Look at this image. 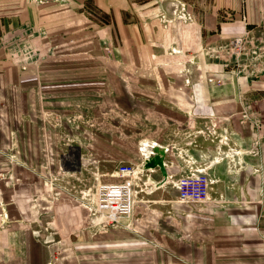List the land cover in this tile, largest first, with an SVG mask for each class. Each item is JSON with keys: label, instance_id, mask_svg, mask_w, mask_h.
Segmentation results:
<instances>
[{"label": "crops", "instance_id": "obj_1", "mask_svg": "<svg viewBox=\"0 0 264 264\" xmlns=\"http://www.w3.org/2000/svg\"><path fill=\"white\" fill-rule=\"evenodd\" d=\"M66 1L72 3L67 6L86 5L83 0ZM234 2L225 0L222 4L234 5ZM93 3L100 12L114 18V34L118 35L120 45L110 54L113 64L106 62L105 53L98 51L96 59L100 66L92 67L90 61L95 59V51L90 50L83 52L82 65L58 67L54 63L68 56L54 51L40 66L20 71L17 84L23 97L20 105L28 103L30 107L28 116H19L20 135L26 138L24 133L29 132L35 138L37 131H41L40 122L42 124L38 112L42 114L45 105H57L59 99H71L75 102L68 105L64 115L66 121L80 119V114L69 112L81 106L83 118L98 123L97 144L91 142L96 138L95 131L91 127L84 128V144L79 148L82 166L93 168L91 158L97 156L94 164L104 174L130 162L144 168L156 157L155 149L160 148L166 151L163 163L168 183H176L190 172L210 170L217 192L211 208L181 204L178 190L176 194L150 196L149 202L153 204H167L164 210L155 205L136 210L133 222H123L122 226L100 237L105 243L100 242L99 249L114 250L115 260L121 264H264V147L263 162H255L248 155L252 151L254 134L250 128L237 127L236 133L228 135L232 144L227 146L211 137L210 148L202 141V132H198V120L242 122L240 115L220 111V108L239 104L233 73H226V69L221 72L219 67L212 66L210 77L199 84L198 66L173 65L175 61L186 60L188 52L197 55L193 60L197 63L198 46L203 44L205 37L218 36L220 26L225 24L214 19L188 24L173 21L164 25L158 19H128L121 0H93ZM218 3L215 1L216 5ZM21 4L25 8V0H19L18 5L11 2L10 8L19 9ZM54 4L39 7L44 10ZM252 5L254 8L246 18V28L250 30L253 26L264 25V4L262 8H259L260 3ZM36 22L34 26L43 27ZM53 22L58 28L73 23L59 18ZM4 26H8L7 21ZM208 27L211 31H207ZM58 35L50 34L51 42ZM71 43L72 40L67 44ZM173 50L180 53L171 54ZM48 59H51L50 66ZM222 74H227L226 84H219ZM60 76L62 82L59 84ZM76 88L84 92L82 97H77ZM250 89L251 84L243 85V91ZM96 96L99 109L83 105ZM0 103L3 105L6 101L0 100ZM233 136L240 138L243 146L236 147ZM41 146L34 139V146L21 148V151L23 155L35 157L44 154ZM207 160L209 167L205 168ZM47 164L42 163L43 168ZM25 167L23 180H29L30 174L26 171L29 167ZM152 173L154 179L161 180L159 168L152 169ZM40 188L38 185L36 190ZM51 210L46 205L41 216L50 218ZM47 231L38 230V227L27 230L20 225L10 228L1 240L0 264H51L54 239L39 238L49 235Z\"/></svg>", "mask_w": 264, "mask_h": 264}, {"label": "rangeland", "instance_id": "obj_2", "mask_svg": "<svg viewBox=\"0 0 264 264\" xmlns=\"http://www.w3.org/2000/svg\"><path fill=\"white\" fill-rule=\"evenodd\" d=\"M83 1L85 7L79 8L75 5L67 6L72 3L66 0H25V8L21 4L19 9H12L10 3L18 5L19 0H0V100L6 101L3 105L0 103V246L2 249L1 240L13 226H26L27 230H35L38 227V230L47 229L49 234L39 236L40 239L45 240L47 237L54 239V257L51 264H121L115 260L114 250L99 249L100 242L105 243L100 237L122 226L123 222L128 220L133 222L134 213L131 218L123 220L120 224L109 226L102 221L93 202L99 184L120 181L116 175L117 169L107 171L106 174L97 170V165L94 164L97 156L91 158L93 168L86 164L82 166L79 160V148L84 144L82 137L84 128L91 127L95 131L96 138H92L91 142L97 144V121L83 118L81 106L69 112L80 114V119H76V122H72V119L66 121L64 115L69 108L68 105L75 101L59 99L57 105H45L42 114L38 112V115L42 116V124L40 122L41 131H37L39 133L35 138L29 132L24 133L26 138H23L19 131L21 121L19 116L30 114L28 103L20 105V98H23L17 86L20 71L40 66L54 51L68 56L54 63L58 67L82 65L83 61L80 58L90 50L95 51V59L90 61L92 67L100 66L96 59L98 51L105 53L104 60L113 64L109 58L110 54L120 45L118 35L114 34V18L108 13L100 12L93 0ZM215 1H219L218 5ZM222 1L225 2V0H121L128 19L142 17L158 19L164 25H170L173 21L188 24L195 20L205 22L216 19L225 24L223 27L220 26L218 36L214 38L207 36L202 41L203 44L198 46L197 63L193 61L197 55L188 52L186 60L178 63L175 61L173 65L189 68L198 66L199 84H204L210 77L212 66L219 67L221 72L226 69V73H233L239 104L233 108H220V111L240 115L242 122L198 120V132H202V141L210 148L211 137H215L213 140H217L222 146H227L232 144V139L228 135L236 133L237 127L240 129L244 127L246 130L250 128L254 134L251 139L252 151L248 155H251L255 162H263L264 25L253 26L250 30L249 27L246 28V18L249 16L248 12L251 13V8H254L252 4L260 3L259 8H262L264 0H232L235 1L234 5L222 4ZM51 3H55L51 8L42 10L39 7L46 5L49 7ZM58 18L71 20L73 23L67 27H54L56 23L53 20ZM6 21L7 27L4 26ZM35 21L43 27L34 26ZM222 29L224 32H221ZM207 31H211V28L208 27ZM50 34L54 36L59 34L54 38L56 42H51ZM70 40L73 43L67 44ZM178 53L180 52L173 50L171 54ZM50 60L48 59L47 63L49 66ZM85 64H88V61ZM14 70L17 71L15 74L10 72ZM226 77L227 74H222L219 84H226ZM61 78L62 76L57 80L59 84L62 82ZM11 83L14 86L10 87ZM247 84H251V91H243V85ZM76 89L77 97H82L81 94L84 92ZM83 105L92 107L93 110L99 109L98 96L93 98L92 102ZM34 139L42 144L44 154H37L35 157L23 155L21 148L34 146ZM233 140L236 147L243 146L240 138L233 136ZM46 162L48 164L43 168L42 163ZM207 162L208 166L205 165V168L209 167V160ZM237 164L239 165L238 162ZM24 165L29 167L26 169L30 174L29 180H23ZM127 165L143 170L135 162ZM143 171L136 179L135 211L146 210V207L153 205L164 210L163 207L167 204H153L149 202L152 200L149 197L176 194L177 187L171 182L165 183L167 179H163L161 170V180L165 184L154 179L150 169ZM200 174L206 175L211 181L208 199L203 203H183L179 198V202L211 208L214 203L213 195L217 192L216 185L211 180L210 170L190 172L184 177H195ZM159 181L161 185L156 184ZM38 185L41 188L36 190ZM46 205L52 209L50 218L41 216L45 212H42V208ZM8 238L7 236L6 239Z\"/></svg>", "mask_w": 264, "mask_h": 264}, {"label": "built area", "instance_id": "obj_3", "mask_svg": "<svg viewBox=\"0 0 264 264\" xmlns=\"http://www.w3.org/2000/svg\"><path fill=\"white\" fill-rule=\"evenodd\" d=\"M143 170L149 171L146 166ZM143 170L123 165L116 173L120 181L97 186L93 198L94 208L106 225H118L123 220L131 218L135 211L136 179L144 172ZM168 181L167 179L165 183ZM173 185L177 187L183 203H203L209 197L211 181L206 175L200 174L195 177H184Z\"/></svg>", "mask_w": 264, "mask_h": 264}, {"label": "water", "instance_id": "obj_4", "mask_svg": "<svg viewBox=\"0 0 264 264\" xmlns=\"http://www.w3.org/2000/svg\"><path fill=\"white\" fill-rule=\"evenodd\" d=\"M155 152L157 153L156 157L154 159H150L146 164V169H156L159 168L163 174L164 179H167V173L164 168L163 159L165 157L166 151L160 148H156ZM159 185V183H156Z\"/></svg>", "mask_w": 264, "mask_h": 264}, {"label": "bare ground", "instance_id": "obj_5", "mask_svg": "<svg viewBox=\"0 0 264 264\" xmlns=\"http://www.w3.org/2000/svg\"><path fill=\"white\" fill-rule=\"evenodd\" d=\"M151 170V169H150ZM152 171V170H151ZM154 171V170H153Z\"/></svg>", "mask_w": 264, "mask_h": 264}]
</instances>
